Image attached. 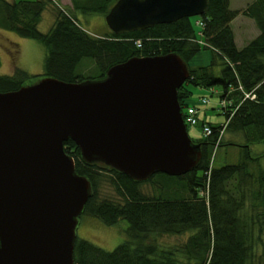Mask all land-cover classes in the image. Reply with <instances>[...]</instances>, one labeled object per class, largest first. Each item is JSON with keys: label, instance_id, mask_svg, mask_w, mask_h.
I'll list each match as a JSON object with an SVG mask.
<instances>
[{"label": "trees", "instance_id": "obj_1", "mask_svg": "<svg viewBox=\"0 0 264 264\" xmlns=\"http://www.w3.org/2000/svg\"><path fill=\"white\" fill-rule=\"evenodd\" d=\"M115 1L70 0V11L59 8L53 0H0V28L37 40L45 50L41 74L15 68L10 75H0V92L16 90L39 77L66 82L99 79L107 68L130 57L174 52L186 63L201 48H208L213 55L207 65L187 66L189 75L177 89L178 103L186 104L189 87L213 86L218 90L217 99L228 102L220 109L223 122H207L211 133L191 139L200 143L196 165L184 174L168 175L170 182L159 184L155 196L139 189L154 174L143 181L132 180L100 163L83 161L77 146L70 139L63 141L74 171L90 184L79 216L87 215L106 225L119 219L127 223L124 239L111 250L75 237L72 264H264L260 250L264 245V0H253L241 10L253 21L258 34L240 48L229 25L238 11L228 7V0H207L206 10L199 16V37L191 17L121 34L109 30L90 35L73 14L104 17ZM48 8L53 22L41 32L37 22ZM84 67L90 71L83 73ZM223 132L240 133L242 141H225ZM215 144L242 147L241 160L211 167L208 146ZM254 144H262L259 152L251 151ZM104 178L115 198L100 195ZM165 186L170 187L167 195L172 198L163 195ZM162 235L185 238L168 245L158 241Z\"/></svg>", "mask_w": 264, "mask_h": 264}, {"label": "water", "instance_id": "obj_2", "mask_svg": "<svg viewBox=\"0 0 264 264\" xmlns=\"http://www.w3.org/2000/svg\"><path fill=\"white\" fill-rule=\"evenodd\" d=\"M207 0H116L104 15L115 34L200 16ZM174 52L130 57L99 79L41 77L0 92V264H72L77 218L90 194L63 150L132 180L178 176L200 158L177 89L188 77Z\"/></svg>", "mask_w": 264, "mask_h": 264}, {"label": "rangeland", "instance_id": "obj_3", "mask_svg": "<svg viewBox=\"0 0 264 264\" xmlns=\"http://www.w3.org/2000/svg\"><path fill=\"white\" fill-rule=\"evenodd\" d=\"M251 1L253 0H228V7L232 10L238 11L234 21L230 24L231 28L234 30V33L236 34L237 45L242 43H244L245 45L253 35L254 30L256 28L253 25V21L241 13V10H243L245 6ZM50 10L51 9L49 8L43 10L41 16L39 17V20L37 22V29L41 32H46L50 24H52L53 22V14ZM69 10L72 11L71 5H69ZM75 17L78 23L80 24L81 28L84 31H87V33L93 34L91 32V28L88 25V23H90L91 21H95L92 24L93 30L98 31L100 33H106L107 31H109V28L104 22L103 16L99 14L75 12ZM198 20H199V16H191L190 21L192 23L193 30L195 31V35L197 37H199V29H200V25L197 23ZM16 35L17 34H15L14 32L0 28V75L3 74L5 75L6 73H10V71L12 70L13 73L15 68H20L25 72H27L28 74H32V75L41 74L42 62L45 52L43 45L37 40L23 38ZM212 55L213 54L210 49L201 48L191 59H189L186 62V65L189 68H196L197 66L207 65ZM214 67L215 65L213 66V70H215ZM88 69H90V67H84L81 71L83 73H87L90 71ZM213 87L216 88V86ZM189 89L191 91V95L188 98H186L185 103L187 102L190 103L192 100H195L199 96H207L209 102L215 99V95L212 88L209 89V88L189 87ZM245 96H247V94ZM208 112H209V117L207 118V121L211 123H216V122H222L224 120L223 115L216 106L215 107L210 106ZM198 127L195 128L188 127L187 129V134L191 139H195L194 141H196V139L201 138V134L199 133ZM239 135L240 133L232 134L228 132H223L222 138L225 141H234L239 143L242 141ZM261 147L262 144H254L250 146L251 151L253 153L259 152ZM208 150H210V154H209L210 165L211 167L214 168L220 167L225 164L238 163L242 157V147L233 144H222V145L215 144L208 146ZM261 164L264 165V160L261 161ZM167 176L168 175H165L163 173H157V174L154 173L152 178L149 179V181L151 182L149 181L142 182L140 184L139 186L140 191L148 196L157 195L159 191L157 190L159 189L158 185L159 184L165 185L166 183L170 182L169 180L166 179ZM173 178H174L173 180H177L175 177ZM163 189L167 191L166 193H163V195H165L166 197V195L169 192H171L170 187L165 186ZM99 190H100V195L110 198H115L113 188L111 184L106 180V178H104L103 182L101 183ZM169 196L171 195H167V197ZM174 197H178V196H174ZM126 225L127 223L123 219H119L113 225H106L96 218L87 215H80L77 218V224L75 227V237L85 239L105 250H111L124 239L123 230L125 229ZM184 238H185L184 235L181 236L162 235L160 237H157L159 242L168 245L176 244L177 242L182 241ZM260 250L264 252V245L261 246Z\"/></svg>", "mask_w": 264, "mask_h": 264}, {"label": "crops", "instance_id": "obj_4", "mask_svg": "<svg viewBox=\"0 0 264 264\" xmlns=\"http://www.w3.org/2000/svg\"><path fill=\"white\" fill-rule=\"evenodd\" d=\"M53 2L58 6V7H60V8H65V9H68L69 8V5H70V0H53ZM74 14V16H75V12L73 13ZM79 17V16H78ZM234 19H235V17L230 21V23H229V25L234 21ZM98 21V20H97ZM95 21H91L90 23H88V25H89V27L91 28V32L93 33V34H91V33H89L90 35H102V34H104V33H100V32H98V31H95V30H93V27H92V24L94 23ZM99 22V21H98ZM97 22V23H98ZM51 25V24H50ZM253 25H254V23H253ZM231 27V26H230ZM254 27H255V25H254ZM49 28V27H48ZM231 30H232V33H233V40H234V43H235V45L238 47V48H240V47H242L243 45H244V43H242V44H239V45H237L236 44V34L234 33V30L231 28ZM87 32V31H86ZM258 34V30H256V28H255V30H254V33H253V35L251 36V38L249 39V40H251L253 37H255L256 35ZM17 36V35H16ZM248 40V41H249ZM13 71V70H12ZM12 71H10V73H6L5 75H10V74H12ZM4 75V74H3ZM211 89V88H210ZM212 89H213V91H214V95H215V99L212 101H210L209 102V99H208V102H207V104L206 105H199L198 106V119H199V123L195 126V127H198L199 126V124L201 123V122H209V121H207V118L209 117V107L211 106H216L217 107V102H218V99H217V93H218V90H217V88H215V87H212ZM201 91V90H200ZM198 98V97H197ZM196 98V99H197ZM196 99L195 100H192L191 101V103L192 102H194V101H196ZM218 111V110H217ZM223 122V121H222ZM216 123H220V122H216ZM194 127V128H195ZM199 128V127H198Z\"/></svg>", "mask_w": 264, "mask_h": 264}, {"label": "built area", "instance_id": "obj_5", "mask_svg": "<svg viewBox=\"0 0 264 264\" xmlns=\"http://www.w3.org/2000/svg\"><path fill=\"white\" fill-rule=\"evenodd\" d=\"M136 45L139 46V42L136 41ZM206 102V99L205 98H202L200 100V103H205ZM228 101H225V100H221L220 101V106H224ZM197 108L195 105H189L185 108L184 110V113H183V121L186 125L188 126H193L196 121H197ZM201 133L202 135L204 136H207L211 133V128L209 125L207 124H203L202 125V128H201Z\"/></svg>", "mask_w": 264, "mask_h": 264}]
</instances>
